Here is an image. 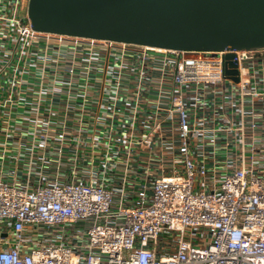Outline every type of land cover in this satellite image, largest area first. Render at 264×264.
I'll return each instance as SVG.
<instances>
[{"label":"built area","instance_id":"obj_1","mask_svg":"<svg viewBox=\"0 0 264 264\" xmlns=\"http://www.w3.org/2000/svg\"><path fill=\"white\" fill-rule=\"evenodd\" d=\"M28 2L0 0V264H264V48L37 31Z\"/></svg>","mask_w":264,"mask_h":264},{"label":"water","instance_id":"obj_2","mask_svg":"<svg viewBox=\"0 0 264 264\" xmlns=\"http://www.w3.org/2000/svg\"><path fill=\"white\" fill-rule=\"evenodd\" d=\"M28 16L37 31L171 50L264 48V0H29Z\"/></svg>","mask_w":264,"mask_h":264},{"label":"bare ground","instance_id":"obj_3","mask_svg":"<svg viewBox=\"0 0 264 264\" xmlns=\"http://www.w3.org/2000/svg\"><path fill=\"white\" fill-rule=\"evenodd\" d=\"M158 49H161V50H164V48H159V47H157Z\"/></svg>","mask_w":264,"mask_h":264}]
</instances>
